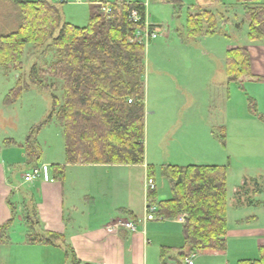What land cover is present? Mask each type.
<instances>
[{
  "label": "trees",
  "instance_id": "obj_1",
  "mask_svg": "<svg viewBox=\"0 0 264 264\" xmlns=\"http://www.w3.org/2000/svg\"><path fill=\"white\" fill-rule=\"evenodd\" d=\"M178 4L177 0H169ZM18 12L16 28L0 35V67L22 71L23 52L32 45L41 54L50 52L53 61L45 71L33 64L28 83L18 75L10 97L16 99L29 86L50 91L51 108L39 127L55 122L61 129L65 163L70 165H142L144 163V75L145 44L135 39L145 30L143 0H114L105 14L100 4L90 6L88 23L78 28L64 23L56 5L48 0H10ZM211 5L221 0H208ZM244 7L247 38L264 43V0H235ZM62 3V2H61ZM101 3V2H100ZM104 4V3H102ZM136 12L138 21L132 18ZM216 13L205 9L189 13L186 33L189 38L213 35L218 29ZM151 31L155 26H150ZM229 83L243 90L245 83L264 84L262 76L251 71V59L241 45L227 51L224 64ZM40 70V71H39ZM43 75L46 77L42 79ZM51 81L49 89L44 80ZM59 91L61 96L55 93ZM131 101V103H128ZM249 112L255 116L253 101L248 98ZM262 120L261 116H258ZM35 130L25 140V161L31 169L38 166L41 148L35 141ZM222 145L223 131L219 137ZM64 166H50L53 180L62 182ZM148 176L155 174L153 166ZM160 175L170 185V199L160 202L154 214L160 219L183 216L184 246L178 250H161V262L183 264L192 254L223 255L226 252V167L164 166ZM152 180V179H151ZM264 190V176L244 177L234 193L235 206L250 207L258 203L253 197ZM156 196L155 188L149 198ZM11 218L0 226V243L14 223L15 208L7 200ZM25 214L26 241L51 246L64 245L63 236L38 230L39 221L33 207ZM259 258L238 264H264V246ZM171 253V254H170ZM70 264L75 256L66 249Z\"/></svg>",
  "mask_w": 264,
  "mask_h": 264
},
{
  "label": "crops",
  "instance_id": "obj_2",
  "mask_svg": "<svg viewBox=\"0 0 264 264\" xmlns=\"http://www.w3.org/2000/svg\"><path fill=\"white\" fill-rule=\"evenodd\" d=\"M97 1L104 4L114 2V0L111 2L79 0L74 6L84 7L85 10H79L81 15L77 16L76 12L66 21L63 19L62 21L84 28L89 17L87 7L96 4ZM207 2L205 9L213 8L212 11L216 13L217 18H221L218 22L219 30L226 26L228 32L233 26L239 28L238 24L229 18L231 5L222 1L215 5H209ZM234 3L237 5L236 2ZM144 7L147 22L155 26L146 11L145 2ZM155 27V31L160 30L159 26ZM160 31V35L166 34ZM247 33L248 26L246 37ZM238 43L245 47L250 55L252 73L264 78V43H252L248 38ZM236 45V43L234 45L230 42L224 43L225 54L222 63L218 65L217 70L213 69L214 73L223 72L224 81L215 86H206L205 95L203 93L200 95L199 106L193 112L195 117L188 115L187 106L183 112L181 102H177L176 99L168 102V107L165 106L164 109L156 102H148L145 46L142 76L144 86V163L142 165H70L65 163L64 144L58 146L56 157L49 156L50 153L46 154V151L40 147L41 157L38 166L46 165L49 168L55 165L64 166L63 181L53 180L49 171L51 181L35 180L19 188L17 186L22 184L23 175L30 171L31 167L24 160L21 173L13 174L12 171L18 172L20 167L12 166L20 163L10 162L5 165L0 159V226L11 218L7 200L16 210L14 223L7 231V240L0 243V264H70L66 249L73 252L76 264H162L160 257L162 249L178 250L184 246V222L179 221L178 217L160 219L155 214L153 219H147L148 205L157 207L160 202L171 197L166 192L159 191V195L157 194L153 199L149 198L148 166H153L155 172L159 173L164 166H225L227 232L226 252L223 255L228 253L231 241L237 255V264L240 261L257 260L258 249L264 246V190L253 197L258 205L250 207L235 206L234 193L242 184L244 177L264 176L251 174L253 163L247 162L243 150L247 132L260 131L264 136V122L249 110L246 115H236L235 93L239 91V87L235 83L228 82L224 69L226 53ZM155 48L159 49L160 46L153 44L152 49ZM178 71L176 68L174 72L180 74ZM213 76V74L208 75V79L213 80ZM244 85L249 86L252 92H259L254 93L251 98L257 106L259 102L264 104L263 83ZM209 91L212 92L213 100L206 96ZM261 113L264 114V111ZM192 122L195 126H190ZM168 123L170 127L167 126ZM223 129L225 141L222 145L219 137ZM168 132H170L168 142L162 145L163 137ZM151 138L154 139L153 144ZM229 140H233L232 144L239 141L243 153L238 154L235 151L236 144L232 147ZM165 147H168L170 152H165ZM151 179L155 186V174ZM17 183L20 184L15 185ZM15 186L19 189L18 192ZM28 206L33 207L36 212L39 221L38 230L63 236L64 245L30 244L26 241L27 226L21 207L25 208L24 214H26ZM119 223L133 224L135 231L132 232L122 226L115 227ZM17 230L20 234H16ZM249 247L254 251L249 250ZM194 255L196 254H192L188 259L189 264H194L192 260ZM166 264L174 263L166 260Z\"/></svg>",
  "mask_w": 264,
  "mask_h": 264
},
{
  "label": "rangeland",
  "instance_id": "obj_3",
  "mask_svg": "<svg viewBox=\"0 0 264 264\" xmlns=\"http://www.w3.org/2000/svg\"><path fill=\"white\" fill-rule=\"evenodd\" d=\"M48 1L58 7L64 21L72 17L76 12L77 16H80L81 12L79 10L84 9V7L74 6L79 0H63L65 2L62 3L54 2L53 0ZM107 1L111 2L113 0H104V2ZM143 1L146 3V11L150 16L151 22L166 33V36L164 34V36L160 35L161 31L158 30L156 33L160 36L145 43L147 49L146 85L148 88V102H156L164 109L165 106L168 107V102L176 99L177 102H181L180 105L184 110L183 112H185L187 106L188 115L195 117L193 112L199 106L200 95L202 93L205 95L206 86H215L224 81L223 72L217 71L214 73L213 70H217L218 65L222 63V58L225 54L224 43L230 42L233 45L236 43V46H238L240 44L238 42L247 38V25L242 22L244 21L245 11L242 6L235 5V0H221L225 4L231 5L229 18H231L232 22L238 24L239 28L233 26L228 32L227 26L221 27L220 30L217 27L220 33L216 31L213 35L202 34L198 37L189 38L186 33L187 15L205 10L206 0H177L178 4H173L169 0ZM207 4L210 5L211 3L207 2ZM87 8L90 11V6ZM211 9L214 11L213 8ZM17 23L18 12L15 6L10 0H0V35L12 32L16 28ZM153 44L159 45L160 48L152 49ZM22 61L23 68L20 72H16L11 68L6 70L0 67V159L5 165L10 162L20 163L12 166L13 168L20 167L17 170L18 172L12 171L13 174L21 173L20 170L23 168L22 161L25 160L23 155L25 152V140L32 130H35V141L46 151V154L50 153L49 156L56 157L58 146L63 144L62 133L55 123L51 122L39 127L50 112L51 96L49 90H40L37 87L29 86L27 89H23L20 96L16 99H12L9 95L11 90L16 88L18 75L23 81L28 83L30 67L35 64L42 71L41 74H43V71L53 61V54L50 52L41 54L32 45H28L24 49ZM159 61L161 63H158ZM176 63L178 66L175 65ZM176 68L180 71V74L174 72ZM210 74L214 75L212 77L214 78L213 80L208 79ZM45 76L43 75L42 79H45ZM43 84L49 89L51 81L46 79ZM238 90L235 93V109L236 115L242 116L243 114L246 115L247 110H249L248 98L251 99L254 93L259 92H252L247 85H244L243 90ZM55 93L58 97L61 96L59 91ZM206 96L213 100L211 91ZM253 104H255L256 117L262 116L260 121L264 122V114L261 113L264 111V104L259 102L257 106L255 101ZM193 123L190 126H195ZM170 132L163 137L162 145L168 142ZM229 142L232 147L236 144L235 151L238 154L243 153L239 141L234 144H232L233 140H229ZM151 143H154L153 138H151ZM243 150L245 151L244 156L248 160L247 162L253 163L251 174L264 175V136L260 134V131H249L246 133ZM165 152H170V149L165 147ZM155 177L156 195H159V191L162 193L166 192L168 196L171 195L170 185L167 180L162 178L159 172H155ZM23 184L27 183L22 182L17 187L20 188ZM24 212H26L25 208L21 207L23 215H25ZM231 222H233V218H231ZM16 234H20V232L17 230ZM230 243L228 253L225 256L196 254L192 258L194 264H237V255L233 249L234 244L231 241ZM246 246H248V243ZM249 250L254 251L250 247Z\"/></svg>",
  "mask_w": 264,
  "mask_h": 264
},
{
  "label": "built area",
  "instance_id": "obj_4",
  "mask_svg": "<svg viewBox=\"0 0 264 264\" xmlns=\"http://www.w3.org/2000/svg\"><path fill=\"white\" fill-rule=\"evenodd\" d=\"M54 2H63V0H53ZM131 1V0H129ZM97 4L101 5V10L102 12H104L105 14L110 12V5L109 4H102L100 2H96ZM132 18L133 20L136 22L139 20L138 15L136 14V12H132ZM145 30L143 31H137L135 34V39L136 40H140L141 42H143L144 44L147 43L149 40H153L156 39L158 36H160L158 33H156L157 31L153 30L151 31L150 28V24L147 22L146 17H145ZM128 103H131V101H128ZM22 180L24 183H31L35 180H43V181H51V176L49 173V167L46 165H39L33 169H31L30 171L26 172L23 177ZM147 186L149 188V190L154 189V183L151 179L147 180ZM18 188L16 187L15 190H17ZM156 211V207L152 204L148 205L147 207V219L151 220L153 219V214ZM179 221L184 222V218L183 216H179ZM118 226H122L125 227L126 229L134 232L135 231V227L133 224L130 223H119L116 224L115 227ZM185 264H189L188 259L185 260Z\"/></svg>",
  "mask_w": 264,
  "mask_h": 264
}]
</instances>
